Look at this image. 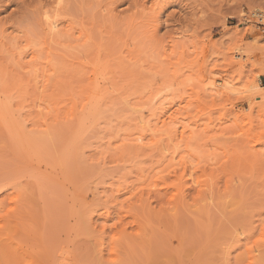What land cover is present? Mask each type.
Returning <instances> with one entry per match:
<instances>
[{
  "label": "rangeland",
  "instance_id": "rangeland-1",
  "mask_svg": "<svg viewBox=\"0 0 264 264\" xmlns=\"http://www.w3.org/2000/svg\"><path fill=\"white\" fill-rule=\"evenodd\" d=\"M255 8L0 0V264H264Z\"/></svg>",
  "mask_w": 264,
  "mask_h": 264
},
{
  "label": "bare ground",
  "instance_id": "bare-ground-1",
  "mask_svg": "<svg viewBox=\"0 0 264 264\" xmlns=\"http://www.w3.org/2000/svg\"><path fill=\"white\" fill-rule=\"evenodd\" d=\"M254 13L253 14H257V15H259L258 17H259V20H263V23H264V14H262L261 12H260V8H255L254 9V11H253ZM244 15V14H243ZM56 16L57 15H54V14H51V13H49V11L48 12H44V14H43V17H44V27H45V32H46V34L47 35H49V36H58V34H59V32H60V30H59V21L56 19ZM237 57H240V55H237ZM208 82H209V80H208ZM219 83V82H218ZM206 85V84H205ZM205 88V87H204ZM207 88L209 89V91L211 92V94L212 95H218V96H222V95H225L226 94V92H232V88L230 87V85L228 84V82L226 83H223V84H217L215 81H212V80H210V82L208 83V85H207ZM251 89V90H250ZM250 89H249V92H251L252 90H255V92L256 91H258V90H263L264 89V87H260L258 84H255L254 83V85L251 87L250 86ZM247 90V89H246ZM253 92V91H252ZM260 92V91H259ZM208 94V93H207ZM253 94V93H252ZM257 94V93H256ZM259 94V93H258ZM217 97V96H216ZM163 105V104H162ZM142 113V112H141ZM159 114L161 115L162 114V112H159ZM159 114L157 113V112H154L153 114H151V119L150 120H144V118L142 117V115L141 114H139V117H138V123H140L141 125H143V126H146L148 129H147V131L148 130H150V131H152L150 134H151V136L156 132L157 133V131H165V133H166V131H168L167 133H169V132H173V133H176V131H177V129H176V126L175 125H172L174 122V119H177V118H174V117H176V116H174V117H172V116H167L168 117V120L169 121H167L166 123H165V121L164 120H161L160 119V117H159ZM6 115H8V114H6ZM10 116V115H9ZM10 118V117H9ZM8 118V119H9ZM13 121V120H12ZM168 122L170 123V126H168ZM177 122H179V121H177ZM172 123V124H171ZM176 123V122H175ZM160 124V125H159ZM13 126H14V124H12ZM12 126V127H13ZM183 126V125H182ZM181 126V127H182ZM19 127V126H18ZM184 128H182V130L184 129V131H185V126H183ZM144 128V127H143ZM187 128H188V126H187ZM17 130H21V129H17ZM164 133V132H163ZM156 135V134H155ZM154 136V135H153ZM152 136V137H153ZM176 135H174V137H175ZM182 136H183V134H182ZM144 137V136H143ZM169 137H171L172 138V135H170ZM138 139H136V141H142L143 140V138L140 136H138L137 137ZM236 235H238L239 237L242 235L241 233H238V234H236ZM235 236V235H234ZM237 236V237H238ZM238 239V238H237ZM237 239H236V241H237ZM238 242H239V239H238ZM257 248V247H256ZM251 250V249H250ZM255 250V249H254ZM258 251V250H257ZM253 252V249L251 250V253ZM256 252V251H255ZM248 254V253H247ZM254 256V255H253ZM248 257V256H247Z\"/></svg>",
  "mask_w": 264,
  "mask_h": 264
},
{
  "label": "built area",
  "instance_id": "built-area-1",
  "mask_svg": "<svg viewBox=\"0 0 264 264\" xmlns=\"http://www.w3.org/2000/svg\"><path fill=\"white\" fill-rule=\"evenodd\" d=\"M258 28H261V33L264 34V23L263 20H258Z\"/></svg>",
  "mask_w": 264,
  "mask_h": 264
}]
</instances>
